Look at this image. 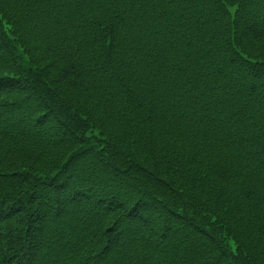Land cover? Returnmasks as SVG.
I'll list each match as a JSON object with an SVG mask.
<instances>
[{
	"label": "trees",
	"instance_id": "obj_1",
	"mask_svg": "<svg viewBox=\"0 0 264 264\" xmlns=\"http://www.w3.org/2000/svg\"><path fill=\"white\" fill-rule=\"evenodd\" d=\"M0 264H264V0H0Z\"/></svg>",
	"mask_w": 264,
	"mask_h": 264
}]
</instances>
